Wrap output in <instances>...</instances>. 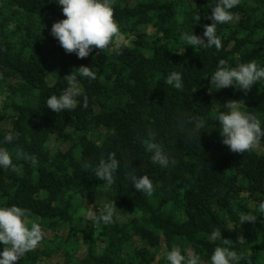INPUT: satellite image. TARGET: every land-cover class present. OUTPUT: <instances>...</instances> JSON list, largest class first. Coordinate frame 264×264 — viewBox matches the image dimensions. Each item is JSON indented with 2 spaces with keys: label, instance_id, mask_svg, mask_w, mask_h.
Segmentation results:
<instances>
[{
  "label": "trees",
  "instance_id": "16d2710c",
  "mask_svg": "<svg viewBox=\"0 0 264 264\" xmlns=\"http://www.w3.org/2000/svg\"><path fill=\"white\" fill-rule=\"evenodd\" d=\"M215 3L115 0L126 43L80 59L51 35L66 18L56 0H0V147L21 168L0 167V207L28 209L45 232L18 264H168L174 247L207 262L217 246L227 247L222 238L242 255L238 264H264V138L252 152L233 153L216 120L236 100L264 129V80L247 93L233 85L209 94L220 59L264 67V0H241L234 20L217 25L220 50L187 45L182 34L203 36ZM82 65L96 73L95 80L78 75L88 107L80 96L74 110L49 109L47 98ZM172 72L182 75V89L166 83ZM9 132L12 143L4 140ZM143 140L162 146L168 167L152 162ZM17 147L38 164L17 160ZM111 153L119 167L106 188L94 170ZM128 174H147L153 195L137 191ZM106 203H116L112 224L82 214L99 215ZM241 214L257 220L241 224ZM215 229L222 238L211 239Z\"/></svg>",
  "mask_w": 264,
  "mask_h": 264
},
{
  "label": "clouds",
  "instance_id": "9594fccd",
  "mask_svg": "<svg viewBox=\"0 0 264 264\" xmlns=\"http://www.w3.org/2000/svg\"><path fill=\"white\" fill-rule=\"evenodd\" d=\"M62 7L63 20L54 22L51 28V35L59 41L60 46L68 54L75 53L78 58H87L93 49H99L104 52L110 46L119 48L126 43V37L121 32L115 19L114 7L115 0H56ZM241 0H216L212 7V13L209 19L211 24L205 25L203 36L194 33L185 32L181 39L187 45L195 48L209 49L215 46L217 50L222 48V41L217 35V25L231 23L235 16L231 11L240 4ZM200 19L199 16L196 17ZM78 75L91 80L96 79V73L88 66H80L74 69L71 74L64 77L67 87L59 95L53 94L46 100V105L54 112L60 113L64 110H74L78 105V97L83 96V105L88 107V97L83 93V89L78 80ZM264 80V67L258 66L256 61L241 63L236 67L227 66V61L220 59L217 70L211 77V87L209 94L213 90L219 91L224 88L235 85L238 89L250 92L255 84ZM168 85H173L176 89H182L183 80L179 72H172L166 78ZM228 112H221L216 120L220 122L222 143L233 153L243 154L252 152L259 148L261 138H264V129L261 127V121L256 115L241 111L239 101L229 100L224 105ZM187 123H193L189 119ZM194 132H199L204 127L202 118L197 117L194 121ZM18 135V134H17ZM17 136L9 132L5 135L6 143H12ZM148 152L152 153L151 160L154 164L162 168L169 166L168 155L158 143L149 140L142 141ZM17 160L30 162L36 166L38 161L35 156L23 151L22 148L14 149ZM175 160H171L175 164ZM0 167L5 170H11L15 173H21V168L13 163L12 154L7 148L0 147ZM119 167V161L115 153H111L107 159L101 158L98 166L95 168V176L101 181L106 182V188H111L115 183L114 173ZM135 189L152 196L154 185L147 174L138 177L136 174H128ZM116 203L104 204L100 214L97 215L91 209L81 210L82 214L93 222L94 225L103 223L109 225L114 223V214ZM259 213L264 214V202L258 206ZM28 209L11 206L0 207V243L4 249L0 252V264H18L25 254L34 251L45 238V232L41 224L30 219ZM240 223H255L257 216L253 214H241ZM222 238L219 229H215L211 239ZM224 246H217L207 262L202 261L201 257L193 250H188L187 255L174 247L166 253L168 264H238L242 255L231 250V240L222 238Z\"/></svg>",
  "mask_w": 264,
  "mask_h": 264
}]
</instances>
